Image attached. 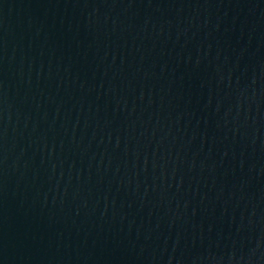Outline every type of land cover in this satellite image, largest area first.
Here are the masks:
<instances>
[{"label": "water", "instance_id": "obj_1", "mask_svg": "<svg viewBox=\"0 0 264 264\" xmlns=\"http://www.w3.org/2000/svg\"><path fill=\"white\" fill-rule=\"evenodd\" d=\"M6 0H0V8Z\"/></svg>", "mask_w": 264, "mask_h": 264}]
</instances>
